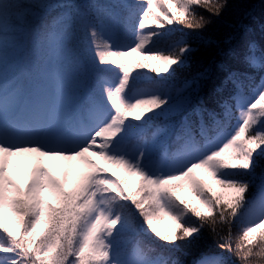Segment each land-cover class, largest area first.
Segmentation results:
<instances>
[{"label":"snow or ice","instance_id":"snow-or-ice-1","mask_svg":"<svg viewBox=\"0 0 264 264\" xmlns=\"http://www.w3.org/2000/svg\"><path fill=\"white\" fill-rule=\"evenodd\" d=\"M229 7L0 0V264H188L177 253L191 255L190 264H231L201 249L205 230L219 236L218 226L229 229L222 250L264 264V175L246 196L264 165V42L237 21L230 27L240 48L221 49L225 61L193 72L199 48L166 28L202 30ZM77 33L90 62L75 47ZM164 38L171 42L162 50ZM24 55L32 59L21 78ZM145 68L156 78L136 71ZM165 217L175 230H160Z\"/></svg>","mask_w":264,"mask_h":264},{"label":"trees","instance_id":"trees-1","mask_svg":"<svg viewBox=\"0 0 264 264\" xmlns=\"http://www.w3.org/2000/svg\"><path fill=\"white\" fill-rule=\"evenodd\" d=\"M98 2L102 3V2H104V0H98ZM197 11H198L199 15H203L205 17H208V15H209L203 9H198ZM54 14L55 13H52V15H54ZM45 15H48V14L46 13ZM48 18H50V16ZM138 18L139 17H137V19ZM237 21H243L244 23L249 24L254 29L253 38L256 39L257 41L264 42V33L260 32V24L264 23V0H230V7L226 10L223 19L220 22H217L213 18V22L208 24L202 30H195L194 31V30H190V29L185 28L183 25H177V24L166 25V28L180 29V31H177L174 34V37L172 39H177L183 35L186 39L192 38V39H190V42L193 43L194 46L199 48V52L197 53L198 63L196 65H194V67H193V72H195L197 69L202 68V67H207L208 65H211L214 62L220 63V62L225 61V56L221 53V49H223L224 52H227L230 47H235L237 49L240 48L241 36L239 34L235 33L234 29L232 27H230L231 25H233ZM151 30L161 31V32L165 31L164 29H151ZM229 35L235 36V39H233V41L230 45L225 42ZM197 36H202L203 40L215 41L216 44L219 45V48L216 47V44L207 45V44L202 43V41L199 39H194ZM154 39H157V38L154 37ZM81 40H82V34L77 33V39L74 42V44H75V47L77 48L78 51L82 48L80 50V53H82V56H84L83 55L84 45L82 44ZM121 41H122V43H127V44L132 43L131 37L121 36ZM170 42L171 41L169 39L164 38L159 43L158 47L162 50L166 49ZM86 56H87L86 58L82 57V59H87L89 62L95 58L94 53L91 50H89L86 53ZM30 59H32V57H30ZM141 59H143V58L141 57ZM136 71L142 72L149 77L156 78L155 74L152 73L147 68L136 69ZM23 72L24 73L21 74L17 71V74L20 77L24 76L26 73V67H25ZM254 75H256V81H254L253 84L258 82V80H259V75L255 74V73H254ZM183 78H184L183 76H180L179 78L172 81L171 83H173L176 86H179V84L181 83ZM245 92L246 93L248 92L247 88L245 89ZM236 116H238V113L234 112V118L231 122L232 125H234L236 122V119H235ZM103 166L106 168H109V174H111V170L112 171L114 170V168H111V166H109V165L105 164ZM119 175H121V173H119L117 171V176H119ZM261 175H264V165H262L261 168H259L257 170V180L253 184H251L249 192L246 193V196L251 197V196L256 194V192H257L256 185L259 184V177ZM135 213H136V215L138 214L137 210H135ZM132 214H134V212H132ZM193 219H195V218H193ZM138 221L141 223V225L143 224L142 217L138 218ZM141 225H137V227H139ZM232 225L233 226L231 228V241L230 242L233 246V249H235V245L238 242V237L240 235V228L236 224L235 221H232ZM217 231L220 233L219 236L216 235L215 233L211 232L210 230H205V239L202 242L201 249L205 252L221 253L223 256H225L231 262V264H241V261L237 258L235 251L228 252V251L222 250L219 247L220 244L225 242L224 239H221V236L224 238H227L229 236L228 227L227 226H218ZM141 237L144 238L146 240V242H151V240L149 238L143 237V234H141ZM156 239L158 241V238H156ZM159 244L163 245V242H159ZM0 255H7V254H0ZM176 256H177V258H179L181 260L187 261L188 264H190V261L193 258L191 255L185 256L183 253H177Z\"/></svg>","mask_w":264,"mask_h":264},{"label":"rangeland","instance_id":"rangeland-1","mask_svg":"<svg viewBox=\"0 0 264 264\" xmlns=\"http://www.w3.org/2000/svg\"><path fill=\"white\" fill-rule=\"evenodd\" d=\"M21 77L23 78V76H21ZM101 163H103V162H101ZM113 171H116V169H114ZM113 171L111 170V172H113ZM13 174L16 175V178L18 179V181H20L21 183L24 182V177L21 175V170L20 169L13 168ZM197 175H198L199 179L202 180L204 183L210 184V185H214V181H212V179L204 171H202V170L198 171ZM136 179L138 180V178H136ZM217 191H220L218 186H217ZM132 212H134V214H133V217H134L133 222H134V224H136V226L137 225H141V223L138 221V218H140V216H139V214L136 215L134 206H132ZM137 212H138V210H137ZM176 227H177L176 221L171 219V217H165L163 222L160 225V230L161 231H166L167 229L175 230Z\"/></svg>","mask_w":264,"mask_h":264},{"label":"bare ground","instance_id":"bare-ground-1","mask_svg":"<svg viewBox=\"0 0 264 264\" xmlns=\"http://www.w3.org/2000/svg\"><path fill=\"white\" fill-rule=\"evenodd\" d=\"M81 49H82V48H81ZM81 49H80V50H81ZM80 50L78 51V53H80ZM80 54L82 55V53H80ZM82 57H83V58H86L87 56H82Z\"/></svg>","mask_w":264,"mask_h":264}]
</instances>
